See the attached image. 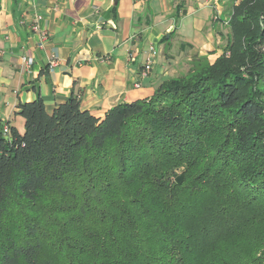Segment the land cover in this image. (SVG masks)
<instances>
[{"label": "trees", "instance_id": "obj_1", "mask_svg": "<svg viewBox=\"0 0 264 264\" xmlns=\"http://www.w3.org/2000/svg\"><path fill=\"white\" fill-rule=\"evenodd\" d=\"M227 26L212 63L102 116L71 93L0 121V264H264V0Z\"/></svg>", "mask_w": 264, "mask_h": 264}, {"label": "crops", "instance_id": "obj_2", "mask_svg": "<svg viewBox=\"0 0 264 264\" xmlns=\"http://www.w3.org/2000/svg\"><path fill=\"white\" fill-rule=\"evenodd\" d=\"M232 3L0 0V121L21 132L17 104L37 96L51 111L74 93L82 108L102 116L117 103L151 95L163 80L186 74L196 58L212 63L222 52ZM52 55L58 63L49 67ZM149 57L150 69L140 76Z\"/></svg>", "mask_w": 264, "mask_h": 264}, {"label": "built area", "instance_id": "obj_3", "mask_svg": "<svg viewBox=\"0 0 264 264\" xmlns=\"http://www.w3.org/2000/svg\"><path fill=\"white\" fill-rule=\"evenodd\" d=\"M33 28L36 29L37 28L36 25H33ZM149 51H150L151 55H154L156 53V50L154 49V47H150ZM57 63H58V59L54 55H52L48 61L49 67H52V66L56 65ZM150 66H151V60L149 57L146 59L145 63L142 65L140 72H139V75L145 76L147 74L148 70L150 69ZM8 129L9 128L6 124L2 125L1 135L6 137L8 135V131H9Z\"/></svg>", "mask_w": 264, "mask_h": 264}, {"label": "rangeland", "instance_id": "obj_4", "mask_svg": "<svg viewBox=\"0 0 264 264\" xmlns=\"http://www.w3.org/2000/svg\"><path fill=\"white\" fill-rule=\"evenodd\" d=\"M235 2H237L238 0H233ZM226 40L228 39L229 36V29L228 26L226 28ZM225 47V46H224ZM209 64V61L207 59L204 58H196L195 61L188 67L187 73L182 75V76H178V77H183L186 75H189L195 71H198L199 69L203 68V66Z\"/></svg>", "mask_w": 264, "mask_h": 264}]
</instances>
